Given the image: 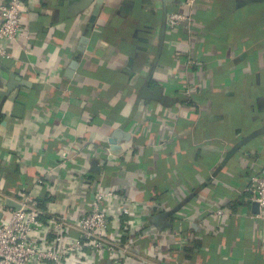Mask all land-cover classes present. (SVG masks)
Here are the masks:
<instances>
[{
  "label": "crops",
  "instance_id": "obj_1",
  "mask_svg": "<svg viewBox=\"0 0 264 264\" xmlns=\"http://www.w3.org/2000/svg\"><path fill=\"white\" fill-rule=\"evenodd\" d=\"M186 1L28 3L0 59V219L26 196L79 218L114 188L152 205L126 263L105 264H264L246 190L264 168V0ZM169 12L192 22L168 31ZM189 58L194 94L163 89Z\"/></svg>",
  "mask_w": 264,
  "mask_h": 264
},
{
  "label": "built area",
  "instance_id": "obj_2",
  "mask_svg": "<svg viewBox=\"0 0 264 264\" xmlns=\"http://www.w3.org/2000/svg\"><path fill=\"white\" fill-rule=\"evenodd\" d=\"M31 0H6L0 2V59L9 58L7 48L24 31L25 8ZM196 0H187V6H194ZM190 12H169L165 27L173 31L184 24H191ZM1 64V63H0ZM195 62L186 59L184 68L170 84L183 86L186 95L194 94L193 76H187ZM166 127L169 126L167 122ZM67 161V154L61 156ZM64 163V162H63ZM250 201L257 207L260 217L264 212V168L256 172L246 189ZM94 196L85 206L86 211L79 218L66 214L43 215L31 196L22 198L18 209L9 208V217L0 219V264H105L117 259L126 263L130 250L139 232L146 234L143 215L148 212L151 203L133 201L120 190L97 186ZM218 216L222 213L219 211ZM197 217V215L195 214ZM149 230V229H146ZM173 244L182 247V233ZM156 247L155 258L160 261L162 254ZM123 261V264H124Z\"/></svg>",
  "mask_w": 264,
  "mask_h": 264
},
{
  "label": "water",
  "instance_id": "obj_3",
  "mask_svg": "<svg viewBox=\"0 0 264 264\" xmlns=\"http://www.w3.org/2000/svg\"><path fill=\"white\" fill-rule=\"evenodd\" d=\"M7 205L10 206L11 208H14V209H18L19 208L18 204H15V203H12V202H7Z\"/></svg>",
  "mask_w": 264,
  "mask_h": 264
}]
</instances>
